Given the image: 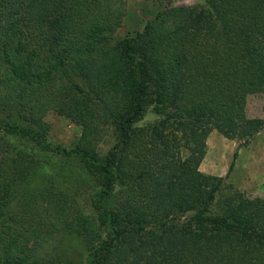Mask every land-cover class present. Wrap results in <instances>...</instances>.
Here are the masks:
<instances>
[{"label":"trees","instance_id":"16d2710c","mask_svg":"<svg viewBox=\"0 0 264 264\" xmlns=\"http://www.w3.org/2000/svg\"><path fill=\"white\" fill-rule=\"evenodd\" d=\"M201 1L199 8L164 10L143 32L102 51L114 31L110 0H0V123L10 139L0 158V264L65 262L53 240L70 232L88 248V264H109L118 244L141 234L111 203L117 187L137 194L139 185L129 179L146 146L132 129L146 112L171 108L164 120L195 117L203 130L221 122L231 137L245 140L264 126L244 118L247 97L264 94V0ZM103 74L119 77L112 84L123 88L121 106L110 111L116 136L102 157L90 141L61 150L80 159L98 185L91 215L75 219L69 231L58 215L45 213L49 224L37 219L43 204L31 199L34 192L18 171L19 154L28 152L14 143L50 149L40 125L44 113L64 111L76 93L74 77L99 81ZM82 103L80 115H92L88 100ZM5 164L17 166L9 174ZM180 178L159 191L160 201L168 199L156 208L153 224L163 229L170 205L192 212L190 219L146 237L152 239L137 245L141 253L161 249L158 264H264V201L242 199L219 215L211 207L221 179L189 167Z\"/></svg>","mask_w":264,"mask_h":264},{"label":"rangeland","instance_id":"374dc122","mask_svg":"<svg viewBox=\"0 0 264 264\" xmlns=\"http://www.w3.org/2000/svg\"><path fill=\"white\" fill-rule=\"evenodd\" d=\"M110 1V7L115 11L112 25L114 31L107 43L100 46L104 49L102 51L113 47L127 36L143 32L145 26L164 10L202 6L201 0ZM119 10L122 12L120 15ZM118 79L119 77L109 79L106 74L101 75L100 82L97 79L85 81L81 77H74L76 93L73 98L67 99L64 111L58 114L47 111L40 120L41 129L47 134L44 135L45 142L51 148L44 149V146L26 140L14 143L16 149L20 146L27 149L28 154L18 156V171L25 177V188L34 192L31 199L43 204V210L36 215L37 219L46 218L43 223H50V217L45 213L58 215L64 219V225L70 231V225L75 219L91 215L98 185L87 173L80 159L63 154L61 150L67 153L90 141L98 156L102 157L109 151L116 136L112 124L113 114L110 111L121 106L122 98L123 88L112 84L117 83ZM85 98L92 115L87 112L81 116L78 110L84 105L82 102ZM184 105L191 107L188 102H184ZM171 113V108L166 109V114L160 115L146 112L133 126V132L146 146V156L136 162L134 175L129 179L135 180L139 188L137 194H133L132 191L125 192L117 187L113 193L111 207L117 209L125 222H130V227L141 228L142 232L137 236L132 233L118 244L116 250L112 251L109 264L160 263L161 249L158 255H152L141 253L143 249L137 248V245L152 239L146 237H159L164 232L168 233L170 229L167 226L170 224L190 219L192 212L171 205L160 221V226L165 225L163 229L156 227L152 218L156 214V208L166 205L168 199L162 197L160 201L159 191L167 186H176L186 167L197 174L221 179L216 201L211 207L213 213L221 215L226 208L242 199L258 198L264 201V126L245 140L238 135L231 137L233 134L226 132L225 128H220L224 126L221 122H218V125H208L203 130L197 125L195 117L177 116L168 121L164 120L166 115ZM244 118L264 122V94L247 97ZM21 123L26 124L23 120ZM3 127L0 123V158L4 150L9 148L10 142L9 137L3 135ZM127 152L125 155H128ZM231 164L233 166L230 169ZM14 166L17 165L6 167L5 173L14 172ZM126 169L129 170L128 166ZM40 191L41 196L38 195ZM55 240L66 258L65 262L55 261V264H88L90 252L77 232H70L69 235L60 233L53 241ZM129 247L133 250L126 254L125 251Z\"/></svg>","mask_w":264,"mask_h":264}]
</instances>
